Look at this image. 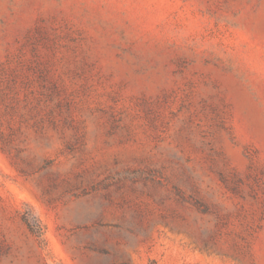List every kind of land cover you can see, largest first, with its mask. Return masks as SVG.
Segmentation results:
<instances>
[{
    "label": "rangeland",
    "instance_id": "rangeland-1",
    "mask_svg": "<svg viewBox=\"0 0 264 264\" xmlns=\"http://www.w3.org/2000/svg\"><path fill=\"white\" fill-rule=\"evenodd\" d=\"M153 261L264 264V0H0V264Z\"/></svg>",
    "mask_w": 264,
    "mask_h": 264
},
{
    "label": "trees",
    "instance_id": "trees-1",
    "mask_svg": "<svg viewBox=\"0 0 264 264\" xmlns=\"http://www.w3.org/2000/svg\"><path fill=\"white\" fill-rule=\"evenodd\" d=\"M27 223H28L30 229H31L33 232H38V231L35 230L34 225H33L30 221L27 220ZM152 264H155V262L153 261Z\"/></svg>",
    "mask_w": 264,
    "mask_h": 264
}]
</instances>
